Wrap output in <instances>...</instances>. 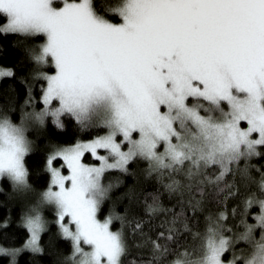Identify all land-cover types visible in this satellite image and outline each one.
<instances>
[{
	"label": "snow or ice",
	"instance_id": "obj_1",
	"mask_svg": "<svg viewBox=\"0 0 264 264\" xmlns=\"http://www.w3.org/2000/svg\"><path fill=\"white\" fill-rule=\"evenodd\" d=\"M7 36L42 39L29 56L49 71L33 76L45 82L39 111L33 106L19 124L0 114V181L31 191V125L63 128L71 119L81 130L104 131L49 155V183L22 218L26 249L42 251V209L49 207L71 242V264H125L124 217L103 215L118 182L104 177L129 174L130 165L145 161L148 175L171 178L170 193L190 194L161 233L164 242L150 241L154 260L172 254L170 264H264V198L256 193L242 201L238 233L225 235L232 229L224 211L194 230L209 186L227 200L239 191L237 177L251 181L255 169L264 196V168L250 163L264 156V0H0V37ZM13 76L0 69V79ZM86 154L99 163H86ZM257 203L260 214L249 224L248 209ZM147 207L155 213L158 198ZM240 243L247 251L236 254ZM19 251L0 248V256Z\"/></svg>",
	"mask_w": 264,
	"mask_h": 264
},
{
	"label": "trees",
	"instance_id": "obj_2",
	"mask_svg": "<svg viewBox=\"0 0 264 264\" xmlns=\"http://www.w3.org/2000/svg\"><path fill=\"white\" fill-rule=\"evenodd\" d=\"M112 3L118 0H111ZM112 21L119 22L118 17H110ZM42 39H25L17 36L0 37V69H10L14 76L3 78L0 82V114H7L13 122H20L23 114L32 109H40L42 89L45 82L34 79L37 71L48 72V67L37 68L29 56V49L36 48ZM51 74V73H50ZM31 97V104L26 101ZM104 131L100 129L81 130L79 125L71 119H66L63 128H57L48 121L41 132H29V139L33 143L31 154L26 157V167L29 170V183L31 193H42L48 183L49 174L46 169V162L55 147H63L74 144L78 140H88L94 138ZM87 160V156L85 157ZM256 168H264V156L254 158L250 161ZM55 166H60L54 161ZM129 174H121L116 171L107 172L105 183L117 184L109 193V198L103 206V215L109 213L124 217L122 225L123 232L129 242L128 255L125 264H170L174 259L172 254L161 257L159 261L153 259L151 240L163 243L161 233L167 232L169 223L174 214L183 211V204L190 195L187 190L170 193L165 187L171 183V178L167 175L161 177L153 173L148 175L147 162L140 161L133 163ZM66 173L65 168H62ZM252 180L242 181L237 177L235 183L239 189L235 197L225 200L224 194L213 191L209 186L203 198V208L197 218V227L194 230L203 231L206 227L205 218L212 216L215 218L221 211L228 213V220L223 223L232 229V232H225L231 236L242 230L240 225V212L243 208L242 201L252 193H256L257 198H264L259 191L258 182L260 174L252 169L250 171ZM183 185L186 181L177 176ZM228 182L232 183L231 178ZM129 194H132L131 196ZM196 199H201L198 193H192ZM23 195L13 192V188L7 181H3L0 189V247L6 250L20 251L15 257L0 256V264H71L68 258L72 254L71 242L64 240L55 222V211L45 207L44 218L48 221V231L43 233L40 240L42 249L39 253L23 250L29 239V233L23 227L22 218L25 214ZM153 197L158 198L159 208L155 213L148 211V205L153 204ZM25 198V197H24ZM236 209V215H231V210ZM188 215H192L189 211ZM260 214L259 204H253L248 209L245 217L249 224L255 221V215ZM139 223L141 227L136 228ZM6 225V226H4ZM114 228H121L120 221H115ZM183 239V236L181 237ZM191 243V241H189ZM173 247H175L173 245ZM241 248L247 251L246 245L240 243L236 245L235 252L240 254ZM230 260L231 254L225 253ZM227 263V261H225Z\"/></svg>",
	"mask_w": 264,
	"mask_h": 264
},
{
	"label": "rangeland",
	"instance_id": "obj_3",
	"mask_svg": "<svg viewBox=\"0 0 264 264\" xmlns=\"http://www.w3.org/2000/svg\"><path fill=\"white\" fill-rule=\"evenodd\" d=\"M57 2H59V0H57ZM113 22H115V21H113ZM1 80L2 79H0V82H1ZM53 103H55V102H53ZM43 107V105L42 106H40L39 108L41 109ZM40 109H35L36 111H39ZM34 109L32 108V109H30V110H28V112H31V111H33ZM15 123H17V124H19L20 122H15ZM43 129V127H40V126H38V125H31L30 127H29V131H28V137H29V132H35V133H37V132H41V130ZM104 134V133H103ZM103 134H101V135H103ZM55 148H57V147H55ZM54 148V149H55ZM53 149V150H54ZM52 150V151H53ZM51 151V152H52ZM101 152H103V150H100ZM87 156V160H85V162L86 163H90V164H98L99 162H97V161H95V160H93V159H91L90 157H89V154H86L85 155V157ZM86 159V158H85ZM53 166L54 167H59V166H55L54 165V162H53ZM241 166H243V164L241 165ZM61 172H62V174H67V172L65 173L64 171H63V169L61 168ZM106 174V173H105ZM104 182H106V180L104 179ZM2 183H3V181H0V189L2 188ZM9 183V185L11 186V184H10V182H8ZM12 187V186H11ZM13 192H17V191H14L13 190ZM19 194H22L24 197H23V201L25 200V203H24V211H25V213L26 212H28L29 211V209L30 208H32L36 203H37V201H38V199H39V196H40V193L39 194H35V193H31V191H28V192H18ZM44 210H45V207L42 209V215L44 214ZM259 215V214H258ZM257 215H255L254 217H256ZM42 236V235H41ZM25 246V245H24ZM1 248V247H0ZM23 250H28V249H26L25 247H23ZM9 251H12V250H9ZM30 251V250H29ZM225 264H227L226 262H225Z\"/></svg>",
	"mask_w": 264,
	"mask_h": 264
}]
</instances>
